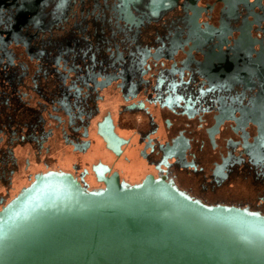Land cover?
Wrapping results in <instances>:
<instances>
[{"label": "flooded vegetation", "instance_id": "obj_1", "mask_svg": "<svg viewBox=\"0 0 264 264\" xmlns=\"http://www.w3.org/2000/svg\"><path fill=\"white\" fill-rule=\"evenodd\" d=\"M48 170L264 213V0H0V209Z\"/></svg>", "mask_w": 264, "mask_h": 264}, {"label": "water", "instance_id": "obj_2", "mask_svg": "<svg viewBox=\"0 0 264 264\" xmlns=\"http://www.w3.org/2000/svg\"><path fill=\"white\" fill-rule=\"evenodd\" d=\"M103 180L36 174L0 209V264H264L262 211L166 176Z\"/></svg>", "mask_w": 264, "mask_h": 264}]
</instances>
